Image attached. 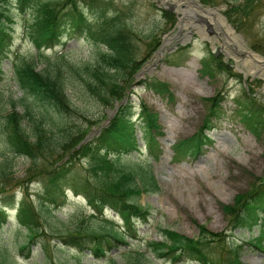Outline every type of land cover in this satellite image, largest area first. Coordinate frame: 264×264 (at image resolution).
<instances>
[{"label": "rangeland", "instance_id": "374dc122", "mask_svg": "<svg viewBox=\"0 0 264 264\" xmlns=\"http://www.w3.org/2000/svg\"><path fill=\"white\" fill-rule=\"evenodd\" d=\"M196 1L205 7H217L220 12H205L192 0H112L110 6V11L119 9L124 18L132 21L136 32L137 56L145 59L141 67L145 71L136 77L137 82L131 86L126 97L131 100L135 117H139L137 134L140 147L124 153L121 159L130 166L151 165L160 184L158 190L144 191L135 197L149 206L152 213L147 221L137 220L138 236L129 238L130 246L115 243L110 255H114L119 264H129L130 255L135 251L143 252L144 264H200L189 258L179 262L157 258L148 250L146 241L164 239V227L189 236L199 235L198 224L201 223L213 230L226 229L229 217L223 204L232 203L238 192L249 190L254 181L264 176V125L258 136L239 116L248 94L256 96L264 104V63L258 57L248 56L235 39L241 34L247 50L264 57V0ZM7 4V12L12 17V36L6 55L0 58L3 69L0 91L6 97L0 105V161L7 160L4 162L12 172L6 177L0 176V204L6 203L12 208H8V221L0 231V259L6 264H113L110 255L96 257L89 247L90 243H87L88 246H75L53 231L39 235L22 249V244L28 240V230L18 221L19 203H13L11 199L19 201L28 197L35 206H39L47 222L58 225L62 231L78 224H88L100 230L108 227L111 221L116 227L122 228L124 220L110 208L93 213L94 209L87 198L70 188H66L64 194L58 195L55 200L48 199L44 181L37 170L29 171L32 159L12 150L4 126L10 98L25 96V101L35 111L43 110L47 120L54 122L55 138H60L63 133L58 126L65 124L84 123L91 137L96 134L110 119L115 107L103 104L90 94L70 65H84L95 60L98 50L105 47L86 35L66 34L59 44L44 49L39 68L55 64L64 54V60L68 63L62 66V75L67 91L84 114L62 115L55 108L43 105L33 95L23 93L17 83L15 64L21 63L23 59L34 58L37 48L27 34V23L32 18L31 9L21 11L17 0H10ZM85 9L90 12L88 8ZM164 9L175 13L176 23L167 20ZM218 13L221 17L223 14L228 22L227 16L230 15L242 29L231 23L234 31L230 33L223 30V33ZM90 15L91 18L98 16L96 13ZM179 17L183 19L179 20ZM157 38L160 44L150 54ZM211 52L221 55L231 69L217 68L213 75L203 72V59L210 56ZM147 66L149 68L146 69ZM151 79L168 83L174 93L173 99L146 83H138L139 80ZM219 92L224 94L222 109L207 129L214 143L197 157L175 161L173 144L201 127L209 113L206 98ZM25 101L17 102V109L21 113L25 111ZM143 104L157 112V121L163 131L157 133L161 149L157 157L151 154L143 139L146 128L144 118L139 116ZM85 117L91 118L93 122H86ZM24 123L30 125L27 117ZM63 154L65 151L59 150L49 160L55 162ZM72 162L76 169L92 174L88 171L87 158H73ZM40 226L43 227V224ZM262 228L264 212L253 227L238 228L235 235L228 238L243 245L241 257L246 264H264V246L259 249L251 243Z\"/></svg>", "mask_w": 264, "mask_h": 264}, {"label": "trees", "instance_id": "16d2710c", "mask_svg": "<svg viewBox=\"0 0 264 264\" xmlns=\"http://www.w3.org/2000/svg\"><path fill=\"white\" fill-rule=\"evenodd\" d=\"M10 0H0V58L6 55V50L12 36V17L7 12ZM21 11L31 9L32 18L27 23V34L35 43L38 52L32 59H23L15 64L17 82L23 93L33 95L42 102L56 109L62 115L84 114L78 109L67 91V85L62 75V66L68 62L62 59L39 68V60L44 57V49L62 41L66 34L73 36L86 35L96 43L103 45L95 60L84 65L72 64L70 67L79 75L85 89L103 104L116 107V111L107 124L101 127L98 134L87 139L89 129L86 124H65L58 126L62 135L54 137V122L47 120L43 111H35L25 101V96L19 99L10 98L9 111L4 115L8 142L13 151L27 155L32 159L30 172L37 170L44 181L47 198L55 200L64 194L66 188L76 193L84 194L90 205L97 211L111 207L124 219L122 228L111 223L100 230L88 224L75 225L67 231H62L58 225L47 222L38 205L28 199L11 202L19 203L17 218L28 230V240L22 244V249L29 246V241L49 231L56 232L69 244L88 246L96 257L109 255L118 245L130 246L129 238H137L139 228L137 220H148L152 209L137 201L135 197L144 191H154L160 188L154 171L145 166L127 165L121 158L123 154L139 147L137 128L138 118H134L135 110L131 100L126 99L131 86L135 83L136 73L142 67L145 59L137 56L135 34L131 20L123 17L119 9L110 11L112 0H17ZM85 8H88V12ZM90 13L98 16L92 17ZM164 16L171 23H176L173 11L164 9ZM229 20L242 29L233 17ZM159 38L152 52L159 46ZM52 66V67H51ZM231 69L214 52L203 59V72L214 74L216 69ZM3 69L0 66V77ZM144 82V80L139 83ZM158 92L173 99L174 93L166 82L153 79L147 82ZM5 95L0 91V105L5 101ZM244 108L239 112L242 120L258 136L264 125V104L255 96L248 95ZM224 94L219 92L207 97L209 113L204 123L193 134L180 138L173 144L175 161L187 157H197L208 145L214 143L213 137L207 132L213 118L220 114ZM7 100V99H6ZM25 101L24 113L17 109L18 101ZM144 118L146 131L143 135L145 144L151 153L157 157L161 149L157 133L161 131L157 112L151 111L146 104L139 114ZM29 119L30 125L24 123ZM86 122H93L85 117ZM30 128V131H28ZM155 129V130H154ZM59 150L65 151L62 157L51 162L49 157ZM66 154H69L66 155ZM87 158L92 174H86L76 169L73 158ZM42 158L44 162H42ZM5 162L7 160L4 159ZM0 161V176L6 177L12 170L8 164ZM45 164V166H43ZM142 171V173L140 172ZM223 209L229 217V226L224 230H213L206 224H198V236H189L175 229L164 227V239L147 240V248L154 256L166 258L173 262L184 259H194L200 264H246L242 258L243 245L230 241L237 228L253 226L264 211V176L254 181L252 187L244 192H238L232 203L223 204ZM94 215V214H93ZM8 214L4 204H0V231L7 223ZM44 220V222H42ZM43 224V227L40 224ZM264 228L259 235L251 240L252 245L263 249ZM130 248V247H129ZM143 252H132L129 264H144ZM113 264H119L114 256H110ZM0 264H6L0 259Z\"/></svg>", "mask_w": 264, "mask_h": 264}, {"label": "bare ground", "instance_id": "6f19581e", "mask_svg": "<svg viewBox=\"0 0 264 264\" xmlns=\"http://www.w3.org/2000/svg\"><path fill=\"white\" fill-rule=\"evenodd\" d=\"M210 13H211V14H214V13H216V11H213V12H210ZM218 16H219V19H220V22H221L220 24H221L222 29H223L224 31H228V32L232 33V32H233V31H232L233 29H232L230 26L227 25V23H226L224 17H221V16L219 15V13H218ZM225 25H226V26H225ZM239 38H240V37H239ZM239 38H238V36H237L235 39L238 40L241 49H243V51H244L245 53H247L248 56H250V57H258L260 60H262V57H261V56L257 55L256 53H254V52H252V51L247 50V47L245 46V44L243 43V41H242L241 39H239ZM237 44H238V43H237ZM249 59H250V58H249ZM262 63H263V62H262Z\"/></svg>", "mask_w": 264, "mask_h": 264}, {"label": "water", "instance_id": "95a60500", "mask_svg": "<svg viewBox=\"0 0 264 264\" xmlns=\"http://www.w3.org/2000/svg\"><path fill=\"white\" fill-rule=\"evenodd\" d=\"M192 1H194V3L197 6L201 7L206 12H213L215 9H217V8H213V7H205V6L201 5L200 3H198L196 0H192Z\"/></svg>", "mask_w": 264, "mask_h": 264}]
</instances>
